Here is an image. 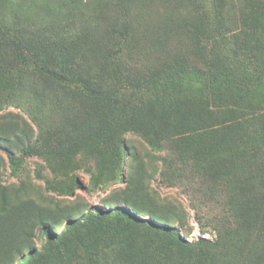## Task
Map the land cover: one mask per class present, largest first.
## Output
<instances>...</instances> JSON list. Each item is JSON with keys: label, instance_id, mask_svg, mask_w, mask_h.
Masks as SVG:
<instances>
[{"label": "rangeland", "instance_id": "374dc122", "mask_svg": "<svg viewBox=\"0 0 264 264\" xmlns=\"http://www.w3.org/2000/svg\"><path fill=\"white\" fill-rule=\"evenodd\" d=\"M2 1L4 7L9 5L7 9L24 3V12L36 21L35 32L43 25L53 26L54 30L63 27L62 31L68 32L67 46L76 53L78 68H85V78L91 84L113 92L112 102L121 121L125 109L144 106L150 96L169 102L198 90L197 79L192 76L165 80L147 90L133 88L173 59L184 58L201 66L185 28L187 21L195 19L191 0H123L122 11H111L110 17L106 16L110 0ZM225 4L224 18L231 33L240 28L246 0H225ZM115 25L125 26L129 33L117 56L112 43L102 42L108 28ZM208 25L213 32V21ZM99 47L108 52L99 53ZM212 52L214 69L210 77L223 91L234 86L264 109V58L255 57L252 51L251 58L240 56L223 39L214 42ZM31 80L34 102L27 105L34 116L41 114L45 120L44 141L29 110L13 104L0 108V137L8 141L7 146L0 145V191L4 189L7 202V212H0V234L4 241L7 233L1 217L7 215L8 224H16L27 236L25 243L14 238L24 254L13 264H27L31 250L46 260L44 264H124L118 258L124 237L129 234L134 246L150 255L152 264H250L264 254V243L238 229L237 205L245 198L234 187L210 183L198 174L189 158L159 142L160 137L150 146L148 141L155 134L146 125L123 132V150L118 157L111 156L106 145L93 137L92 126H101L102 114L92 104L69 87ZM8 85L0 83V97L10 90ZM12 94L13 98L20 96L14 90ZM73 120L80 126L78 131H67L65 136L59 133L58 125L71 124ZM47 124L56 127L52 137L46 134ZM16 134L19 142L14 140ZM27 140L40 144L32 152L36 154L21 157L20 149ZM58 142L66 144V151L56 148ZM8 149L22 159L16 176L10 172ZM115 208L127 211L136 224L143 220L174 228L188 244L205 242L202 244L207 256L198 260L186 257L155 233L126 218L115 220L110 214L104 223L92 228L83 223L67 228L68 222L80 219L89 210L109 213ZM35 217L42 218V224ZM43 226L56 240L48 241L42 236ZM64 242H70V248L64 249Z\"/></svg>", "mask_w": 264, "mask_h": 264}, {"label": "trees", "instance_id": "16d2710c", "mask_svg": "<svg viewBox=\"0 0 264 264\" xmlns=\"http://www.w3.org/2000/svg\"><path fill=\"white\" fill-rule=\"evenodd\" d=\"M32 1L35 3L37 0ZM110 1L111 8L107 17L111 16V11L118 13L122 11L123 0ZM190 3H193L195 19L187 21L185 28L192 42L194 55L201 60V66L198 67L184 58L173 59L161 65L148 78L133 85V88L147 90L165 80L188 79L192 76L197 79L198 90L194 94L177 96L169 102L150 96L144 106L125 109L121 121L112 102L113 92L93 85L85 78V68L83 66L78 68L76 53L67 46L68 32L62 31L60 23V28L62 27L60 30L43 25L42 29L35 32L36 21L30 14L24 12L26 6L24 3L14 4L7 9L9 5L4 7V1L0 2V83H7L10 87V90L0 97V108L13 104L29 110V116L38 135L44 138V118L41 114L34 116L27 105V102L28 104L34 102L31 79L37 78L69 87L70 91H75L80 99L92 104L102 114L101 126L97 129L92 126L93 137L98 140V142L95 140L97 143L106 145L111 156L117 154V157L123 150V141L120 137L123 132L146 125L155 134L148 141L150 146H153L160 137L159 142L171 145L175 154L178 155L180 152V156L189 158L198 174L208 178L210 183L223 182L234 187L233 190H237V193L245 198L237 205L240 214L236 222L238 229L246 230L257 242L264 243V109L258 108V104L246 99L234 86L228 92L223 91L220 84L210 77V72L214 69V62L211 61L212 48L218 39L226 40L240 56L251 58L252 51L255 57L264 58V0H246V11L242 16L240 28L231 33L224 18L225 0H191ZM202 4L209 6L205 7ZM210 21L215 24L213 32L208 25ZM52 31L58 32L57 35L50 34ZM128 34L125 26L118 28L115 25L108 28L102 42H105V45L112 43L114 55L117 56L120 52L118 50L128 41ZM104 52L108 51L101 48L99 53ZM13 90L20 93V96L14 95L13 98ZM76 125L78 126V123L74 120L71 124L63 122L58 125L61 127L59 133L62 132L65 136L67 131L76 132L80 129V126ZM47 126L49 131L46 134L52 137L56 127L48 124ZM23 133L25 134V131ZM102 134H106L105 137L104 135L100 137ZM14 140L19 142L17 134ZM4 144L7 146L8 141L0 137V145ZM38 144L40 143L37 140L33 143L27 140L24 145L21 143V157L25 154H36L32 152ZM63 144L58 142L56 148L66 151V144ZM6 154L10 172L16 176L20 172L22 159L15 157L9 149ZM3 192L4 189L1 188L0 212L6 213L7 202ZM139 212L143 216H150V213ZM109 214L115 220L126 218L135 225L155 233L167 246L180 251L186 257H196L198 260L207 256L206 246L202 244L205 242L197 245L188 244L181 239L176 229L156 226L150 221L138 220L136 224L132 216L122 208H115L109 213L89 210L80 219L68 222L67 228L80 223L86 228H92L104 223ZM1 219L7 236L3 241L0 234L3 247L0 264H13L16 258H21L24 254L23 249L17 247L14 238L17 237L19 243H25L26 232L16 224L10 226L9 216ZM35 220L42 224V218L35 217ZM41 233L48 241L56 240L45 226L41 227ZM123 242L124 248L118 258L121 263L152 264L150 255L134 246L131 234L126 235ZM69 244L70 242H64V249L70 248ZM28 255L27 264L46 262L32 250ZM263 256L264 254L257 257L250 264H262ZM196 264L202 263L197 261Z\"/></svg>", "mask_w": 264, "mask_h": 264}]
</instances>
